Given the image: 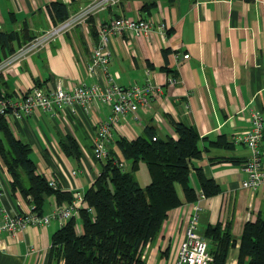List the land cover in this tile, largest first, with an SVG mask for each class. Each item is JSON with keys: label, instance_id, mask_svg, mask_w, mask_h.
Returning a JSON list of instances; mask_svg holds the SVG:
<instances>
[{"label": "crops", "instance_id": "0c3cea01", "mask_svg": "<svg viewBox=\"0 0 264 264\" xmlns=\"http://www.w3.org/2000/svg\"><path fill=\"white\" fill-rule=\"evenodd\" d=\"M48 1L0 0V28H16L25 19L32 32L41 31L52 24L46 8ZM62 1L72 13L88 0ZM142 2L118 0L93 15V25L96 18L116 14L153 15L163 22L159 31L152 28L147 33L123 32L108 39L107 70L113 81L142 82L147 66L150 80L157 82L159 89L150 94L147 110L138 106L136 118L128 111L118 114L105 148L126 165L115 141L117 136L134 137L147 123L157 133L172 136L175 131L171 120L192 126L199 136L200 148L193 161L220 188L197 200L198 232L206 225L229 221L235 243L228 250V254L232 253L228 258L235 262L243 223L253 220L264 206V182L253 190L240 184L245 176L241 161L248 148L232 138L249 126V107L259 110L264 126V0H153L149 11L140 7ZM10 11L15 15L13 20L8 17ZM90 39L95 40L91 34ZM90 43L79 24L59 32L36 50L1 68L0 91L13 97L35 84V79L41 87L52 86L57 78L66 87L95 81L94 74L84 73L79 62L80 56L88 57ZM182 52L187 56H181ZM163 65L169 70L160 68ZM172 74L174 79L170 80ZM97 79L103 84L101 75ZM73 108L63 104L50 114L36 106L21 115L7 109L4 117L13 134L28 142L29 155L38 172L46 179L53 178L61 191L82 193L99 171L101 158L94 156L90 137L95 118L107 114L109 105L93 99L88 108L76 102ZM66 133L73 137L77 154L63 151L59 140ZM219 135L226 143H211ZM259 145L264 160V138H260ZM9 179L10 174L0 165V207L8 213L28 210L29 204L19 191L10 189ZM142 180L145 183L148 177ZM190 182L197 195L193 175ZM54 203L53 195L44 196L42 214L48 213ZM194 203L183 202L167 211L157 236L142 249L147 263L154 264L157 259L159 264H172ZM58 226L57 219L51 218L44 224H26L12 233L1 230L0 264H44L49 235ZM165 247L167 251L158 254Z\"/></svg>", "mask_w": 264, "mask_h": 264}, {"label": "trees", "instance_id": "16d2710c", "mask_svg": "<svg viewBox=\"0 0 264 264\" xmlns=\"http://www.w3.org/2000/svg\"><path fill=\"white\" fill-rule=\"evenodd\" d=\"M152 3L153 0H143L140 7L149 11ZM46 8L52 23L63 19L69 12L68 4L62 0H49ZM8 14L9 19L15 18L12 11ZM87 27L95 39L92 14L87 17ZM35 34L27 27L25 19L16 28H0V59ZM162 50L164 53L166 48ZM160 68L169 70L164 65ZM34 83L40 84L36 79ZM171 127L175 136L159 134L153 125L147 123L134 137H116L126 165L119 166L114 161L119 158L108 151L99 159V171L83 190L76 214L50 233L44 264H151L144 260L142 249L157 236L167 211L197 199L190 175H193L202 196L220 190L219 184L193 161L200 153L197 132L178 120H171ZM260 138H264V127ZM210 141L226 143L221 135ZM59 142L63 151L77 154L69 133ZM29 151L28 142L15 136L4 114H0V165L10 174V189L18 190L38 214H42L46 195H53L56 203L70 201L71 193L59 190L56 185L53 188L36 170ZM140 159L148 174V181L143 184H139L133 174ZM200 234L205 238L207 251L212 257L208 264H224L229 248L235 243L229 221L223 225L218 222L206 225ZM166 251L167 247L158 250V254ZM234 264H264V206L256 212L253 220L243 223Z\"/></svg>", "mask_w": 264, "mask_h": 264}, {"label": "built area", "instance_id": "2783aa9c", "mask_svg": "<svg viewBox=\"0 0 264 264\" xmlns=\"http://www.w3.org/2000/svg\"><path fill=\"white\" fill-rule=\"evenodd\" d=\"M118 0H88L79 9L68 13L66 17L52 23L48 27L41 29L34 36L22 42L13 51L0 59V69L4 68L28 52L34 51L42 46L49 39L59 32L79 24L85 39L91 41L87 58L80 56V63L84 73L103 79V84L96 80L90 82L80 81L68 87L62 84L57 78L52 86L41 87L36 84L30 85L23 92L16 93L13 97L5 95L0 91V114H4L7 109H11L16 115L28 114L34 107L38 106L50 114L63 104H67L74 110L73 103H79L84 108L91 105L93 99H97L109 105V112L101 117L95 118V128L91 134V149L95 157L102 158L107 154L105 142L110 137L111 130L117 120L119 113L129 112L132 118L137 117L136 109L149 108V96L159 89V84L150 80L148 67L144 69V79L142 82L118 83L113 81L112 75L107 70L109 60L108 39L110 35L147 33L152 28L158 31L163 29V22L155 19L154 16L142 17L116 14L106 19H94L96 38L90 39L87 27V17L89 14L95 16L100 8L109 4H114ZM175 55L178 53L175 52ZM181 56H187V52H182ZM170 80L174 77L170 76ZM247 118L249 126L241 134L233 135L234 140H240L248 148V154L241 161V169L245 176L241 178L240 184L253 190L258 184L264 182V160L261 158V148L259 140L261 130L264 127L259 110L253 107L248 108ZM119 166H124L123 160H114ZM47 183L56 185L53 178H47ZM0 184V194L2 192ZM202 195L197 193V199L192 206V211L186 219L183 228V236L176 249L172 264H208L212 257L207 251V242L198 232V206L196 202ZM82 201V193L73 191L70 201L54 203L52 209L47 214H38L29 205L28 210L22 212L8 213L0 207V231L12 233L23 228L26 224H44L49 219H57L58 224H62L70 216L76 214L78 206ZM146 245V243H145ZM142 256V255H141ZM232 262V260H230Z\"/></svg>", "mask_w": 264, "mask_h": 264}, {"label": "rangeland", "instance_id": "374dc122", "mask_svg": "<svg viewBox=\"0 0 264 264\" xmlns=\"http://www.w3.org/2000/svg\"><path fill=\"white\" fill-rule=\"evenodd\" d=\"M133 174H134V176L137 179V181H138L139 184L143 183L142 182L143 181L142 179H143L144 176H147L148 177L147 171H146V167H145V164H144L143 160L140 159V161L138 163V166L134 170ZM176 188H177L178 193H180V189H179V186L178 185H176ZM145 253H146V251H145ZM230 256H232L231 251L227 255V258H226L227 261L224 262V264H234V261L230 262V260L228 258ZM153 263L154 264H159V261H157V259H155Z\"/></svg>", "mask_w": 264, "mask_h": 264}]
</instances>
